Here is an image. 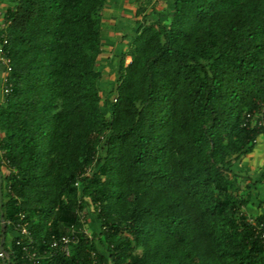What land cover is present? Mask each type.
I'll use <instances>...</instances> for the list:
<instances>
[{
  "label": "trees",
  "instance_id": "trees-1",
  "mask_svg": "<svg viewBox=\"0 0 264 264\" xmlns=\"http://www.w3.org/2000/svg\"><path fill=\"white\" fill-rule=\"evenodd\" d=\"M159 1L136 3L106 114L109 0H0L2 208L31 235L6 230L11 264H264L233 169L264 135L242 126L264 114V0Z\"/></svg>",
  "mask_w": 264,
  "mask_h": 264
},
{
  "label": "rangeland",
  "instance_id": "rangeland-1",
  "mask_svg": "<svg viewBox=\"0 0 264 264\" xmlns=\"http://www.w3.org/2000/svg\"><path fill=\"white\" fill-rule=\"evenodd\" d=\"M111 0L108 3L106 12L104 14V27H103V54L99 59L97 69L103 74L102 81L100 82V89L104 99L103 111L108 114L109 107L108 102L113 96V92L116 87V83L119 79V67L121 58L127 52L128 36H133L137 30L136 19V2L133 0ZM172 0H163L161 6L163 10L167 11L171 6ZM171 10V9H170ZM169 10V11H170ZM120 12L121 15H120ZM166 14V13H165ZM164 14V15H165ZM157 15H149V20H156ZM164 22H167L164 20ZM129 57L126 59V65ZM10 237V234H9ZM10 241L7 244L9 246Z\"/></svg>",
  "mask_w": 264,
  "mask_h": 264
},
{
  "label": "built area",
  "instance_id": "built-area-1",
  "mask_svg": "<svg viewBox=\"0 0 264 264\" xmlns=\"http://www.w3.org/2000/svg\"><path fill=\"white\" fill-rule=\"evenodd\" d=\"M6 12H7V7L5 5L0 6V67L3 68V75H6L8 72L11 71V66H10V59L5 55L4 49L7 45V40H6V30L10 24V21L7 20L6 18ZM129 62H127V65H130L131 63V58L128 59ZM7 93V91H5ZM244 128L247 129H257V130H264V114L262 112L257 113H248L245 117L244 123L242 125ZM77 187H81L80 181L76 183ZM25 216L20 215V219L18 222L13 223V222H7L5 220L6 224V230L9 228L10 230V237L14 240L17 237H24L27 239L31 238L29 229H28V223L24 222ZM252 223H256V220L252 219ZM257 233L258 235L264 240V221L261 222L257 226ZM85 235H90V232L85 229L83 231ZM3 236V229H2V221H1V212H0V264H11V259L9 253L6 251V249L1 250V240ZM31 241V239H30ZM76 242V237H71V236H64L58 241L54 242L52 247L59 249L61 252L65 253L66 255L70 254V245L72 243ZM6 243V242H5ZM25 251H28L27 248H24ZM29 254V253H28ZM36 255H30L29 254V259H34Z\"/></svg>",
  "mask_w": 264,
  "mask_h": 264
},
{
  "label": "crops",
  "instance_id": "crops-1",
  "mask_svg": "<svg viewBox=\"0 0 264 264\" xmlns=\"http://www.w3.org/2000/svg\"><path fill=\"white\" fill-rule=\"evenodd\" d=\"M110 1L111 0H109V3ZM132 1L133 0L130 1L131 4L133 3ZM135 1L134 4L137 3L138 0ZM162 4L163 3L159 1L157 6L159 12L161 11L160 9H164L163 6H161ZM170 7L167 11L160 12V14L164 15L166 13L170 16L172 12ZM121 13L122 12H120V15ZM169 19V17H165L162 21L164 22V20H166V23H168ZM2 77L3 76L0 75V103L3 101V92L1 89ZM2 137L3 135L0 132V138ZM233 169L240 176V181L244 188L242 194L246 193L250 196V203L245 208V211L251 217L264 215V135L257 137L253 151L237 163ZM1 172L5 174V168H3Z\"/></svg>",
  "mask_w": 264,
  "mask_h": 264
},
{
  "label": "water",
  "instance_id": "water-1",
  "mask_svg": "<svg viewBox=\"0 0 264 264\" xmlns=\"http://www.w3.org/2000/svg\"><path fill=\"white\" fill-rule=\"evenodd\" d=\"M3 174L1 172V168H0V212H1V221H2V229H3V236H2V240H1V250H4V245L6 242V224H5V217H4V213H3Z\"/></svg>",
  "mask_w": 264,
  "mask_h": 264
}]
</instances>
